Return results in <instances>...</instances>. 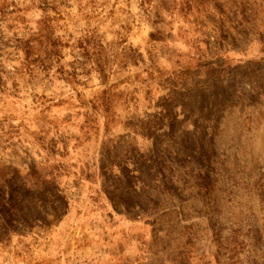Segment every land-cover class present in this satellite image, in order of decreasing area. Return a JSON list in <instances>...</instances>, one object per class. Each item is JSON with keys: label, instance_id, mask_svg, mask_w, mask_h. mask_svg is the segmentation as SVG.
I'll return each instance as SVG.
<instances>
[{"label": "rangeland", "instance_id": "rangeland-1", "mask_svg": "<svg viewBox=\"0 0 264 264\" xmlns=\"http://www.w3.org/2000/svg\"><path fill=\"white\" fill-rule=\"evenodd\" d=\"M58 1L44 12L35 0H0V164L12 178L21 167L20 138L57 131L81 144L68 152L59 146L65 157L56 161L88 163L98 177L78 188L62 180L67 212L53 224L43 212L25 223L22 203L0 199V264H264V39L256 33L219 46L213 37L209 51L195 33L198 14L171 11L164 42L153 43L160 0ZM258 15L262 32L264 11ZM44 16L65 45L49 78L25 60ZM100 44L113 55L133 47L146 60L108 80L127 82L120 101H139L138 108H118L122 121L132 120L127 127L113 124L105 134L91 123L84 135L90 112L81 105L103 86L97 72L81 69V45ZM153 46L161 71L151 79ZM180 67L185 84L173 91L164 80ZM133 138L137 152H147L143 167L133 161ZM36 147L29 153L39 159ZM106 148L114 151L115 176L104 182Z\"/></svg>", "mask_w": 264, "mask_h": 264}, {"label": "trees", "instance_id": "trees-1", "mask_svg": "<svg viewBox=\"0 0 264 264\" xmlns=\"http://www.w3.org/2000/svg\"><path fill=\"white\" fill-rule=\"evenodd\" d=\"M35 1L44 12L59 2L58 0ZM163 1L167 0H160V3H162L161 12L157 11L155 14V18L158 22L155 23L156 28L150 35V39L153 43L164 42V32H166V30L162 24H164L165 21V14H170L171 11H173V13L179 11V13L185 14V16H191L194 12L198 14L196 20H199V22L197 23L196 21L195 33L204 37L205 40L203 42L207 44V49L209 51H211V49L208 48V40L213 37H215V43L219 46H221L227 38L233 39L235 37L236 39L238 37H244L246 39L249 35L256 36L257 34L260 35V40L263 42L264 31H255V28L257 27L259 17L258 12L264 11V0H201L198 7L193 6V0H183L180 2L179 8L176 6V3H174V6H167L166 3L163 4ZM48 19V17L44 16L43 20L38 22V32L35 33L33 39L26 42L25 58L27 67L30 66L31 68L32 66V72L37 71L46 76V78L50 77L54 65H59L62 58L61 49L65 46L61 38L54 35V29L48 24ZM109 48L110 46L103 44L92 48L88 45H81V69H89L90 71L97 72L100 76L101 86H103V90L98 96L81 105L88 108V112H90V114L87 113L85 115L86 120L83 126H81L83 132L90 127L93 129V126L90 125L91 123H94V125L97 124L98 128H96V130H103L105 134L109 131V126L113 124L127 127V125L132 124V120L122 121L119 116L118 108L126 105L125 110L129 111L130 104H133L135 109L138 108L139 101H120L128 94L126 92L127 89L123 90L119 87L128 84L127 82L109 84L108 80L110 76L118 75L121 69L128 68L129 66L137 67L140 63L145 64L146 60H144L143 55L133 47L124 48L120 54L115 55L111 53ZM219 50H222L221 47H219ZM148 61V68L145 72L153 79L154 74L159 76L161 71L158 66L159 56L156 53V46H153L149 52ZM176 64L180 65V62L177 61ZM113 65L116 66L115 69H112ZM60 69L64 73L63 67H60ZM184 75L185 70L183 67H180V69L171 73L169 79H165L164 81L168 84H172L171 88L173 91H176L179 85L185 84L183 82V80L185 81ZM143 84L147 87V84L150 83L144 81ZM0 86L3 87L2 84H0ZM170 94L172 95L171 92ZM168 102L171 105L175 103V101ZM93 115L99 118L95 119L94 117L92 119L91 117H93ZM84 133V135L89 134L88 131ZM34 135L35 136L29 140L26 137L20 138L19 149L22 152L18 157L21 167L15 170V174L12 178H6L9 173L4 174L2 168L4 165L0 164V199L6 200V202L12 206L17 203H22L20 209L18 208V212H20L24 220L23 222L25 223L32 212H43L46 216L50 217L51 223L53 224L62 218L65 211L67 212L63 204L64 197L61 195L62 180L68 179L74 187L78 188L81 186V181H89L98 176L95 172L91 171V167L88 163L81 169V161H74L71 165L66 166L62 161L57 162L55 159L56 155L62 158L65 157L63 154L59 153V146L65 152H68L70 148L76 149L77 146L81 144L80 137L75 138L73 136H68L63 138L57 131L56 135L51 138H48L46 134ZM123 139L127 141L125 137H123ZM73 141L76 142V144L71 147ZM134 141L135 139L133 138V161L143 167L145 161L142 159L147 158V152H144L143 155L138 153ZM123 144L125 145L128 143L124 142ZM123 144L118 147L123 146L126 148ZM31 147L37 148L36 153L39 159H35L30 155L29 149H31ZM102 151L105 153H100L99 169L100 176L103 178L102 180L106 182V179L111 180L115 176L113 171L114 151L109 148L105 150L102 149ZM103 158H105V160H103ZM7 170L9 169L7 168ZM141 176L142 178H146V173H142V170ZM148 176L150 175H147V177Z\"/></svg>", "mask_w": 264, "mask_h": 264}]
</instances>
